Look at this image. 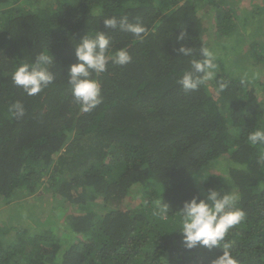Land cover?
<instances>
[{
  "label": "trees",
  "instance_id": "obj_1",
  "mask_svg": "<svg viewBox=\"0 0 264 264\" xmlns=\"http://www.w3.org/2000/svg\"><path fill=\"white\" fill-rule=\"evenodd\" d=\"M230 1L0 0V199L11 212L31 195L41 203L57 196L74 208L62 224L35 220L41 231L30 240L25 232L6 237L8 227L0 228V264L19 258L25 264H211L222 247L187 249L175 232L184 202L209 190L235 193L244 213L222 245L238 264H264V144L248 141L264 130L260 81L246 75L247 67L237 77L227 73L221 56L212 57L214 77L197 90L178 83L193 60L204 59L210 16L223 38L264 36V5L248 18L255 21L249 34L237 29ZM124 17L144 27L140 37L104 25ZM100 31L110 38L109 53L127 49L132 59L122 66L109 60L105 72L94 74L101 103L82 112L68 69L77 62L75 45ZM181 46L191 55L179 53ZM249 46L241 55H251L258 64L253 71L262 74L264 43ZM41 53L53 55L47 67L54 80L30 96L12 73ZM17 102L23 116L12 110ZM139 195L143 203L125 207ZM163 202L167 220L156 215ZM46 225L78 238L73 234L65 247Z\"/></svg>",
  "mask_w": 264,
  "mask_h": 264
},
{
  "label": "clouds",
  "instance_id": "obj_2",
  "mask_svg": "<svg viewBox=\"0 0 264 264\" xmlns=\"http://www.w3.org/2000/svg\"><path fill=\"white\" fill-rule=\"evenodd\" d=\"M104 25L110 29L129 32L140 37L145 31L138 23H129L127 17L117 21L116 18L105 19ZM184 35L178 37L183 39ZM110 38L107 33L100 31L94 37L86 35L75 45L76 63L68 69V83L72 95L79 103L82 112H90L101 103V87L94 74L106 71L109 60L117 65H126L131 62V55L127 49H120L109 53ZM179 53L189 56L190 48L181 46ZM203 60H193L192 70L186 71L178 83L188 92L197 90L206 81L213 79L216 65L213 63L212 54L207 48H201ZM53 62V55L41 53L36 57L35 63L21 64L12 73V81L22 87L28 95H35L50 85L54 76L49 71L48 65ZM223 87V86H221ZM16 116H23L24 108L19 102L12 106ZM248 141L253 144H264V130H256L249 134ZM235 193L221 194L220 190H209L205 198L193 197L185 201L179 210L177 230L183 237L184 246L193 249L197 246L208 249L221 248L222 254L212 260L211 264H238L237 259L228 250V245L223 244L229 230L241 222L244 213L235 207L237 202ZM156 215L161 220L169 218V205L157 204Z\"/></svg>",
  "mask_w": 264,
  "mask_h": 264
},
{
  "label": "rangeland",
  "instance_id": "obj_3",
  "mask_svg": "<svg viewBox=\"0 0 264 264\" xmlns=\"http://www.w3.org/2000/svg\"><path fill=\"white\" fill-rule=\"evenodd\" d=\"M263 5L264 0L230 1L229 7L232 11L231 14H233L234 17H239L238 22L240 25H238L239 28L237 27V29L240 30V32H243V30L245 29L247 32H250L249 34H252V26H254L255 21H251L248 18L251 17L252 12L262 10L261 8L263 7ZM31 6L32 5H29V7ZM200 13L203 14V11L201 10ZM244 19H246V21L242 23ZM209 20L211 22H206L204 24V27L207 29L208 32V50L211 52L212 57L219 58L222 56L221 58L226 61L225 69L228 71L227 73H230L231 75H234L236 77L242 75L244 67H247L246 75L254 76V79H259L260 82H258L257 87L260 88L258 89V92L261 94L260 96H262V91H264V69L262 74L253 71L258 65L255 63L256 60L250 54L248 59H244L243 55L241 54L242 50L244 49L242 48L243 45L247 46L250 44L251 46V43L254 40H257L258 42L263 44L264 36L257 35L255 38V35L253 36L252 34L251 36L249 35L242 40L243 36L238 35L235 38L226 39L216 32L217 30L215 27V19L213 18V16H210ZM262 66L264 67V65H260L258 68H261ZM232 72L234 74H232ZM225 175L227 176V173ZM47 180V176L42 179L43 182H46ZM54 197L55 196H52L53 199ZM134 197L135 196H133V199L129 198L126 200V208H129V206L134 205L135 203H140V199L144 198L141 195L136 196V198ZM27 199L29 209H27L28 205L25 206L22 204L20 205V207H15V210L12 211L14 215L10 211L11 206L7 205V201H5L4 199H0V228L6 229L8 227L9 231L7 232V235H5L6 237H9L11 235L13 236L16 233L25 232L28 235V239L30 240V238L35 237L36 234L41 231L35 220H40V223H44L47 222V220L51 219L62 224L63 221L66 219L65 213L71 208L69 207V204L65 202L66 200H56L58 199L57 196L53 201H46L45 203H41L39 201V195H31L28 196ZM141 202L143 203V201ZM73 209L74 208H72V210L70 211L73 212ZM57 225H46L44 227V230L48 233L52 232L54 235H57V238L62 241L63 246L66 247L70 245L71 238L74 235L76 236V234L74 232L69 233L67 232V230L61 228L60 226L58 227ZM26 246L27 248H29L31 245L30 243H27ZM18 260H20V262L18 261L19 263H17V261H14V263L12 264L26 263V261L23 259L19 258Z\"/></svg>",
  "mask_w": 264,
  "mask_h": 264
}]
</instances>
